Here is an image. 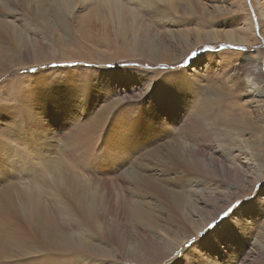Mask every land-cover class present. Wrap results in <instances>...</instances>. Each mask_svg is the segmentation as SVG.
<instances>
[{"label":"rangeland","instance_id":"374dc122","mask_svg":"<svg viewBox=\"0 0 264 264\" xmlns=\"http://www.w3.org/2000/svg\"><path fill=\"white\" fill-rule=\"evenodd\" d=\"M71 2L62 21L37 16L32 8L37 0L14 7L26 15L23 26L28 29L16 46L17 60L10 61L14 67L0 77V196L13 184L20 185L16 175L21 172L36 185L49 174H66L81 180L102 201L96 177L77 164L92 144L101 167L112 166L104 175L100 169L96 174L116 182L111 185L114 202L124 206L126 222L125 228H117L112 209L106 229L93 232L82 226L92 245L110 251L104 258L84 260L86 264H264V87L259 88L264 71L254 86L244 80L251 62H264V0H152L150 7L130 0L127 7L137 15L126 27L103 0ZM143 41L151 48L149 57L136 47ZM177 73L181 82L173 88L165 77ZM238 128L245 133L234 141L230 133ZM224 129L230 133H222ZM84 131L88 133L81 138ZM253 144H258L263 168L258 178L257 167L253 170L248 160V145ZM194 147L200 163L190 161L189 168L173 158L185 149L190 156ZM16 149L23 157H15ZM44 158L52 165L42 164ZM213 164L219 172L226 166L228 178L211 171ZM79 183L75 191L81 190ZM190 187L201 201L186 192ZM4 201L12 207H6L5 219L22 228L27 213L21 208L28 202L21 194ZM219 205L224 207L212 215ZM106 208L99 203L96 222ZM135 209L139 212L129 216ZM42 220L35 216L33 224ZM194 221L201 227L197 232L190 229ZM186 230L192 235L159 261L154 248L165 244L154 245L156 238H179ZM27 243L18 251L10 245L9 250H43ZM137 249L138 256L131 260ZM29 255L0 261L32 263Z\"/></svg>","mask_w":264,"mask_h":264},{"label":"bare ground","instance_id":"6f19581e","mask_svg":"<svg viewBox=\"0 0 264 264\" xmlns=\"http://www.w3.org/2000/svg\"><path fill=\"white\" fill-rule=\"evenodd\" d=\"M37 1H38L37 4L32 5L34 0H9L8 3H5L3 2V0H0V73L3 72L1 73L0 77L3 76L8 71H10L11 70L9 69L10 67L11 68L14 67V66H10V61L15 60V59L17 60L18 55H17L16 46H20L19 43L21 41V38L23 37L24 34H27L26 29L28 28H26L27 26H23L26 21V15L22 11L18 9H14V7L18 6L19 3H21L22 5H28V6L32 5L33 6L32 8H34L36 11V15L40 16V18L51 16L53 18L56 17V19L59 21L65 20L66 16L68 15L69 7L67 6V4L71 2V0H37ZM103 1L105 2L108 10H110L112 14L114 15V17L118 19L117 22L121 24L122 26L126 27V25L129 24L128 20H135L137 13L135 12L134 9L127 7L130 0H121L119 2H114L113 0H108V1L103 0ZM165 1L171 2L173 0H165ZM139 3H143L144 5L146 4V6L150 7L149 3H152V0H138V4ZM172 4H174V2ZM4 10H8V13L6 15H3L2 13ZM158 10H156L155 12L160 13ZM17 11H19L20 13H17ZM47 20H49L48 17H47ZM262 25H263L262 31L264 32V23ZM48 27L49 26H47V28ZM125 42H126V39H125ZM146 43L147 42L143 41L140 44H138L136 47H138L139 50L141 51L140 54L142 53L143 55L149 57L151 56L152 52H151L150 46H146ZM22 44H25V42H22L21 45ZM129 46H130V43H129ZM260 63H261V66H260ZM263 71H264L263 61L260 60V61L251 62L248 70L245 72L244 80H246L249 83L250 87L254 86V84L256 85L257 80L260 79V76L262 77ZM183 75H184L183 73L180 74V76H183ZM178 78H179V74L177 73V74H172L171 79H168L167 77H165V80H167V82L171 84L172 87L174 88L176 85H179L181 82V80H179ZM260 80L262 82V85L259 86V88L262 89L264 87V78H263V81L262 79ZM74 84H76V82ZM86 87H87V84H86ZM261 91H259L258 94L261 93ZM32 97L34 98V96ZM108 112L110 113V111ZM104 120H106V117ZM104 123L105 121L102 123V125ZM102 127L97 128L96 131L101 130ZM80 128L81 127H79V129ZM93 128L95 127H92V129ZM244 130L245 129L243 128H238V130L231 131L233 133H230L229 130L224 129L222 133L225 134L229 132L231 135H233L234 139L233 137L232 139L234 141H239V140L241 141L240 138H242L243 132L245 133ZM87 133L88 131H84L82 133L84 136H82L81 138H84ZM96 138L98 139L97 135H96ZM220 138L222 142L226 139V136H223ZM110 141L111 140H109V142ZM234 141H233V144H237V143H234ZM116 143H117V140L113 141V144H116ZM32 144H33V141L29 144V146H31ZM78 144L79 146H81L83 144V140L79 141ZM253 145L254 146L248 145V147H250L249 151L247 149L248 160H251V162L253 163L252 164L253 170L255 169V167H257L255 178H258L260 175H262L263 168H262V163L259 158L258 150L256 149V146H258V144H253ZM93 146L94 145L92 144L90 145L91 148ZM237 146L239 145L237 144ZM90 147H88L85 154L80 156V160H77V164L79 166L83 164V166L87 167L88 170L92 172V176L96 177L95 185L103 190L102 201L93 192L87 190L85 184L82 183L81 180L79 183L78 180L72 178L69 175L66 176L65 174L62 177H58V176L49 174L47 175V179H45L47 181L42 180L40 184L36 185V184H32L30 182L31 180H28L27 177L24 178L25 173L21 172L20 174L16 175V177L21 178V180H18L20 185L18 183L13 184L12 188H7L6 190L2 192L0 196V224H2V226H0V260H4L10 256L14 259L18 257L27 256L28 254H30L28 258H32L33 262L27 263V264H75V261L77 260H83V264H86L84 262V260L86 259H95L96 256L104 258L110 255V251L108 249H104V248L92 245L91 242L87 239L86 233L82 231V226L84 225L91 227L93 229V232H96V230H98L96 228L98 227L106 229L105 227L107 224V213L108 211L112 212V209H115V213L111 219L114 222V224H117L116 226L117 228L119 229L125 228V222H126L123 220L124 215H122V207L124 206L114 202V197H113L114 194H113V189L111 185L115 186L116 182L114 181V179L110 181L111 179H108L106 177L97 178L99 174H96V172L99 169L102 171V173L100 174L101 176V175H104V172L106 171V169L109 170L111 169L112 166H108L107 164H104L106 166L101 167L103 164L101 162L102 160L93 157V150ZM242 148L244 147L242 146ZM189 151L191 152V155L188 157H187V149H185V152H186L185 154H182L181 152L180 153L176 152L174 153L173 158H175L176 160L180 159L183 163H185L184 167H189V168L190 166L187 164H190V161L195 165L197 163H200L199 158L196 157L200 154V152L197 151L195 147L192 149L189 148ZM68 154L70 156V159L74 157V154L71 153L70 151H68ZM14 155L16 158L23 157L22 153L18 152L17 149L14 150ZM46 155L50 156L48 152ZM46 155H43V156L46 157ZM41 156H42V152L40 151V154H38V158H40ZM189 157H191L192 160H190ZM42 162H43L42 164H46L48 167L52 165V162L51 163L47 162L46 158H44ZM120 164L121 162L118 163L117 169L120 168ZM85 167L83 169H86ZM211 168H212L211 171H214V173L217 172L216 175L217 174L220 175L223 172L224 175H227L225 177L228 178V173H227L228 168L226 166H224V168L222 167L223 168L222 172H219L220 167L217 168L215 164H213V167ZM118 179L121 180L120 178ZM77 183L80 184L81 190L79 191H75L73 189V186L76 185ZM88 184L90 185V183ZM123 184H124V191H126L128 187L127 184H129V181L126 180L123 182ZM194 190L195 189H192L190 187L186 190V192H188V194H193L194 196H197V193H196L197 190L196 191ZM18 194H21L24 200L28 202L25 208L24 207L21 208L23 210L25 209L24 213L25 212L27 213V214L23 213L24 215L22 217H25V220L20 223H25V224L22 228H19L18 224L16 225L10 224L7 221V219H5L6 211H7L6 207L7 206L11 207V206L8 205L4 200L9 199L12 195L16 196ZM43 194H44V198L42 197ZM88 196H91V197L89 198ZM198 199L199 201L202 200L201 197L197 196L196 200ZM101 202H104L107 205V208H106V212H103L100 215V222H96L95 220L97 217L96 209L99 203ZM223 207L224 206L222 205L215 206L211 214L213 215L217 213L218 211H221ZM138 212L139 211L137 209H135L134 211L131 210L129 212V216H134V214ZM35 216L42 217L43 223H40L39 225H34L33 223L35 222ZM204 220H209V215L203 219V222L205 224L207 221H204ZM239 225L240 223L237 224V226ZM191 228H193L192 229L193 232H197L201 227L196 226V221H194L193 224L190 226V229ZM103 235L107 237L108 232L104 231ZM191 235H192L191 232L186 230L179 234V238L169 239L168 236L161 240H158L156 238L154 245H160L162 243L165 244L164 247L154 248L157 251V256L159 257V261H162L168 258L170 253H172L175 249H177ZM147 237H148L147 238L148 241L152 242V235H147ZM23 242L24 243L28 242L27 243L28 245H31L32 243L37 244L41 248H43V250L36 251L35 253H25L23 252V248H22V250L19 252L11 253V249L9 250L10 245L17 246L15 249L16 251H18L21 245L23 244ZM123 244H124V241H122L119 244V247L121 249L123 248ZM130 250L133 251L134 248H131ZM137 251L138 249L136 250L135 253L131 252V255H132L131 260L134 259L133 257L138 256ZM243 259H248L247 255H244ZM115 261H117V258L115 259ZM246 263L247 261L245 260L239 261V264H246ZM0 264H6V263H1L0 261ZM16 264H18V262Z\"/></svg>","mask_w":264,"mask_h":264}]
</instances>
